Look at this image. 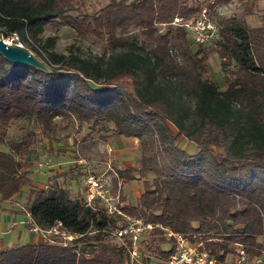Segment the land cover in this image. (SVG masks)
<instances>
[{
  "label": "trees",
  "instance_id": "obj_1",
  "mask_svg": "<svg viewBox=\"0 0 264 264\" xmlns=\"http://www.w3.org/2000/svg\"><path fill=\"white\" fill-rule=\"evenodd\" d=\"M99 1L106 3L94 9ZM231 1L0 0L2 36L15 34L51 68L45 73L0 55V209L30 184L27 160L36 135L49 137L55 134L56 118H72L89 124L91 131L137 140V166L115 169L111 180L115 185L141 178L136 204L121 200L124 215L183 235L199 234L204 249L219 260L233 243L249 257L259 255L264 24L248 27L242 16L214 17L216 8ZM235 1L251 13L253 2ZM201 8L216 33L196 44L170 22L175 16L194 18ZM45 27L103 42L108 53H57L56 36L42 39ZM129 28L139 31L147 45L128 41ZM210 55L218 58L222 89L204 76ZM16 120L31 123L17 140L7 136ZM179 137L194 151L186 152ZM30 195L26 214L31 226L47 229L60 221L81 236L66 247L43 241L0 249V264H129L126 248L113 238L120 216L85 205L57 180ZM155 238L142 242L149 256L142 261L140 251L132 264L164 259L170 250L161 245L169 242Z\"/></svg>",
  "mask_w": 264,
  "mask_h": 264
},
{
  "label": "rangeland",
  "instance_id": "obj_2",
  "mask_svg": "<svg viewBox=\"0 0 264 264\" xmlns=\"http://www.w3.org/2000/svg\"><path fill=\"white\" fill-rule=\"evenodd\" d=\"M249 2H253L252 11L249 14L245 13L244 6H241L237 1L233 0L227 5L216 8L214 17L242 16L248 27L263 25L264 1L249 0ZM105 3L106 1H99L98 4H94V9ZM47 36H56V43L53 50L57 53L67 54L68 52H75L82 56L108 53V49L103 42L95 41L91 38H76L66 28L54 30L45 27L42 33V39L44 40ZM127 40L136 41L137 44L145 43L147 45V40L144 36L132 28H129ZM23 46L27 49L29 48V45L24 42ZM205 62L206 70L204 76H211L222 89L224 82L221 78L222 75L218 58L215 55H210L206 58ZM55 124L57 126L55 134L49 137H44L40 134L36 135L32 152L29 154V159L27 160L29 162L30 184L26 185L22 192L11 201L1 204L0 217L11 218L12 210L17 211L18 214L16 215L17 219L15 221L18 230L8 226V230L12 232L14 237L13 245H23L31 241L28 236V228L30 230L31 227L30 222L24 226L20 224L29 216L26 214V206L32 200V196L30 195L31 190L44 188L54 180H57V183L66 189L71 196L82 198L84 191L82 175L86 169H90L95 173L103 172L102 174H105L109 178L112 174L111 172L115 169H122L126 166H137L140 152L138 143L134 139L110 135V131L105 130L91 131L89 124H79L72 118L70 120L56 118ZM30 127L31 123H28L26 120H16L10 125L7 136L8 138L17 140ZM178 141L179 145L186 152L194 151L195 148L191 142L181 137L178 138ZM145 178L147 181H151L152 175L147 174ZM118 182L121 187L119 196L124 204H136L138 194L143 190L141 178L125 183ZM112 188L113 190L117 189L116 184L114 185L113 182ZM19 232H23V235L19 236ZM32 233L37 234L35 232ZM37 235L39 236V234ZM158 235L161 236L160 233H153V235L147 236L144 241L149 242L155 236V240H157ZM143 245L141 242L140 251L142 261L149 256ZM169 246V243L161 245L162 249L164 248L165 250H168ZM149 264H160V261L152 259Z\"/></svg>",
  "mask_w": 264,
  "mask_h": 264
},
{
  "label": "built area",
  "instance_id": "obj_3",
  "mask_svg": "<svg viewBox=\"0 0 264 264\" xmlns=\"http://www.w3.org/2000/svg\"><path fill=\"white\" fill-rule=\"evenodd\" d=\"M170 24L183 28L192 42L196 44L210 41L216 33L215 25L212 19L206 15L205 8H201L194 18L187 19L175 16ZM4 40L7 43H16L23 46L18 42V37L15 34L4 38ZM134 141L137 142L136 139ZM102 173H95L90 169L83 172L82 184L84 191L82 199L85 205L97 204L106 216H120L122 218V222L118 223L113 230V238L126 248L129 264L139 259L141 242L147 236L156 233V231H160V235L170 244V251L160 261V264H264V234L259 238L261 245L259 255L249 257L241 245L233 243L230 244V252L226 253L222 260L216 259L204 249L199 234L183 235L158 223L124 215L120 209L123 202L119 196L121 189L119 180L116 183L117 189L113 190L111 180L116 177L114 171L111 172L109 178ZM237 198L235 196V199ZM30 231L39 234L44 241L57 243L63 247L72 245L81 236L67 231L60 221H56L47 229H39L37 226L32 225Z\"/></svg>",
  "mask_w": 264,
  "mask_h": 264
},
{
  "label": "water",
  "instance_id": "obj_4",
  "mask_svg": "<svg viewBox=\"0 0 264 264\" xmlns=\"http://www.w3.org/2000/svg\"><path fill=\"white\" fill-rule=\"evenodd\" d=\"M0 55L8 62L16 65L33 67L39 71L50 73L51 68L38 56L24 46L7 43L0 32Z\"/></svg>",
  "mask_w": 264,
  "mask_h": 264
},
{
  "label": "crops",
  "instance_id": "obj_5",
  "mask_svg": "<svg viewBox=\"0 0 264 264\" xmlns=\"http://www.w3.org/2000/svg\"><path fill=\"white\" fill-rule=\"evenodd\" d=\"M139 194H138V196H139ZM15 205H17V204H15ZM16 215H18L17 211L12 210V217L11 218L3 217V216H2L3 218L0 217V249L9 248V247L13 246V244H14L13 243L14 242L13 234H12V232H10L8 230V226H11V228L18 230V227H16V225H15V223H16L15 221L17 219ZM27 219H28V221H27ZM29 222H30V218H29V216H27L25 218L24 222H21L20 224H21V226H24L25 224H27ZM12 224H14V225L12 226ZM21 235H23V232H19V236H21ZM28 236L31 239L30 243H36L37 244V243H41L44 241L37 234L32 233L29 230V228H28Z\"/></svg>",
  "mask_w": 264,
  "mask_h": 264
}]
</instances>
